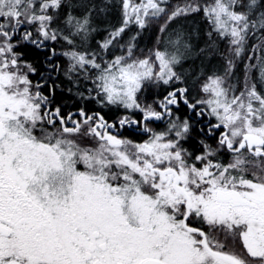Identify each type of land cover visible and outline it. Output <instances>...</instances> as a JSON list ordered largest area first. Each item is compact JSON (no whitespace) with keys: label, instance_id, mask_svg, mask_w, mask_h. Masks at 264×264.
Instances as JSON below:
<instances>
[{"label":"snow or ice","instance_id":"6c2138e0","mask_svg":"<svg viewBox=\"0 0 264 264\" xmlns=\"http://www.w3.org/2000/svg\"><path fill=\"white\" fill-rule=\"evenodd\" d=\"M113 7L0 0V264H264V0H120L102 36Z\"/></svg>","mask_w":264,"mask_h":264},{"label":"trees","instance_id":"16d2710c","mask_svg":"<svg viewBox=\"0 0 264 264\" xmlns=\"http://www.w3.org/2000/svg\"><path fill=\"white\" fill-rule=\"evenodd\" d=\"M112 4L115 5V7L108 10V14H106L103 17V23L101 24V33L102 36L107 34V31L112 30L113 28L119 27L121 23V10L119 7L120 0H110ZM182 0H169L170 4H178L181 3ZM161 21H157L155 23L150 24V26L144 30L141 31L140 36L138 37V48L139 51H137V55H141L143 53H147L149 49H152L156 46H160L157 44L158 38L160 40H163V36L161 33H159L158 28ZM181 23V25H179ZM173 26L176 29H188L192 32L193 36H200L202 37V43L206 40L205 33L208 30V26L206 21L203 19L201 14L192 15L189 17H181L178 18L175 22H173ZM138 31L135 27H132L130 30H128L123 37L121 38V43L126 44L127 41L130 39L132 35H134ZM216 62H213L212 65L203 66L201 68V72H205L208 74H211L212 71H220L223 66V60L216 59L214 60ZM186 71L190 72L191 69L186 68ZM203 77H201L202 79ZM236 78L238 80H242V76L239 71H237ZM190 83L197 85L198 84L195 80L191 81ZM165 87H151L146 89L144 93V99L148 103H152L153 99L155 98H162ZM183 111V110H182Z\"/></svg>","mask_w":264,"mask_h":264},{"label":"flooded vegetation","instance_id":"af4514ba","mask_svg":"<svg viewBox=\"0 0 264 264\" xmlns=\"http://www.w3.org/2000/svg\"><path fill=\"white\" fill-rule=\"evenodd\" d=\"M182 110H183V108H182ZM153 127L158 130L160 128L165 127V124L163 122H157L156 124L153 125ZM123 132H124V135H126V136H128L129 138H132V139H137L140 136L139 133H133L131 129H125V130H123ZM216 233L217 232L211 233L210 235L215 236V238L217 240H219L220 243L225 245V250L229 251L228 250V246H229L228 243H229V241L232 240V238L226 236L225 234H219L218 233V235H216Z\"/></svg>","mask_w":264,"mask_h":264},{"label":"rangeland","instance_id":"374dc122","mask_svg":"<svg viewBox=\"0 0 264 264\" xmlns=\"http://www.w3.org/2000/svg\"><path fill=\"white\" fill-rule=\"evenodd\" d=\"M179 25H181V23H179ZM101 35H102V33H101ZM192 37H193V43H194V44H197V45H199L200 47H203V46H204V42L202 43V37H200V36H193V35H192ZM99 38H100V37L98 36L97 39H99ZM117 54H119V52H118ZM213 62H216V61L213 60L212 63H213ZM196 63L199 64L200 61H196ZM212 63H211V66H213ZM205 66H207V65H205ZM208 66H209V65H208ZM186 68H187V66H186ZM163 128H164V127H163ZM163 128H160V129H158V130H162ZM218 233H219V234H223V233L217 232L216 235H218ZM228 245H229V246H228V250L231 251V252L241 253V252L244 251V250L242 249V247H241V244H240L239 239H233V238H232V240L229 241Z\"/></svg>","mask_w":264,"mask_h":264}]
</instances>
